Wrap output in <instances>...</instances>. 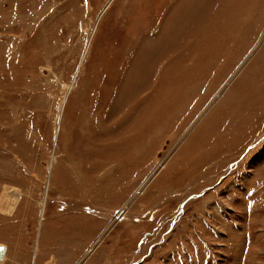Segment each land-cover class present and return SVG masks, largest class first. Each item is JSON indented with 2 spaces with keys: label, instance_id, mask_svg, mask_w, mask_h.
I'll return each mask as SVG.
<instances>
[{
  "label": "rangeland",
  "instance_id": "374dc122",
  "mask_svg": "<svg viewBox=\"0 0 264 264\" xmlns=\"http://www.w3.org/2000/svg\"><path fill=\"white\" fill-rule=\"evenodd\" d=\"M2 247L264 264V0H0Z\"/></svg>",
  "mask_w": 264,
  "mask_h": 264
},
{
  "label": "bare ground",
  "instance_id": "6f19581e",
  "mask_svg": "<svg viewBox=\"0 0 264 264\" xmlns=\"http://www.w3.org/2000/svg\"><path fill=\"white\" fill-rule=\"evenodd\" d=\"M49 169V168H48ZM43 206H44V203H43V201H42V203H41V212L43 211ZM124 215V213L121 215V216H119V218L118 219H120V217H122ZM3 248V247H2ZM6 249V248H5ZM6 252V251H5ZM5 254V253H4ZM4 254H3V256L0 258V262L2 263V260H3V257H4Z\"/></svg>",
  "mask_w": 264,
  "mask_h": 264
},
{
  "label": "water",
  "instance_id": "95a60500",
  "mask_svg": "<svg viewBox=\"0 0 264 264\" xmlns=\"http://www.w3.org/2000/svg\"><path fill=\"white\" fill-rule=\"evenodd\" d=\"M5 247L0 249V258L3 256V254L5 253Z\"/></svg>",
  "mask_w": 264,
  "mask_h": 264
}]
</instances>
